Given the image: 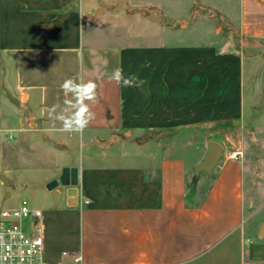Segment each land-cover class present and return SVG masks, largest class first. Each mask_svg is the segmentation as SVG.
I'll return each mask as SVG.
<instances>
[{"label":"crops","instance_id":"obj_1","mask_svg":"<svg viewBox=\"0 0 264 264\" xmlns=\"http://www.w3.org/2000/svg\"><path fill=\"white\" fill-rule=\"evenodd\" d=\"M102 1L0 0V188L40 195L43 259L264 264L245 161L227 157L242 148L218 126L240 111L235 57L211 40L123 43ZM238 2L241 33L264 38V0ZM117 68L131 86L111 78ZM67 79L97 85L82 132L54 119L74 102ZM210 142L223 154L195 174Z\"/></svg>","mask_w":264,"mask_h":264},{"label":"rangeland","instance_id":"obj_2","mask_svg":"<svg viewBox=\"0 0 264 264\" xmlns=\"http://www.w3.org/2000/svg\"><path fill=\"white\" fill-rule=\"evenodd\" d=\"M99 3L98 12L105 9L106 20L122 27L123 43H203L211 40L218 43L219 53L235 57V72L241 80L240 111L234 121L221 122L218 126L222 130L229 128L234 142L238 141L243 150L245 186L254 193L255 199L254 208L248 212L256 214L253 220L257 223L264 220V209L259 210L264 203V38L241 33L238 0H106ZM157 27L159 31L150 33L151 28ZM167 27L174 29L173 35ZM130 29L132 32H127ZM163 135L170 136L169 132ZM228 149L231 148L227 146L225 150ZM34 172L31 177L36 179L40 174ZM29 188L22 185L1 187L0 210L18 207L22 201L39 209L36 203L40 195L36 193L30 199Z\"/></svg>","mask_w":264,"mask_h":264},{"label":"built area","instance_id":"obj_3","mask_svg":"<svg viewBox=\"0 0 264 264\" xmlns=\"http://www.w3.org/2000/svg\"><path fill=\"white\" fill-rule=\"evenodd\" d=\"M227 157L240 159L243 151L232 149ZM40 219L41 210L30 207L27 201L0 210V264H49L42 257ZM72 264H81V257L74 256Z\"/></svg>","mask_w":264,"mask_h":264},{"label":"clouds","instance_id":"obj_4","mask_svg":"<svg viewBox=\"0 0 264 264\" xmlns=\"http://www.w3.org/2000/svg\"><path fill=\"white\" fill-rule=\"evenodd\" d=\"M112 79L118 84L123 83L125 87L131 86L133 78H125L123 70L117 68L113 71ZM96 87L97 85L91 81L88 83H77L74 79H67L61 85L62 90L67 95L72 94L73 100H66L68 106L63 112L54 116V119L60 120L63 123V131L66 132H82L84 128L94 119V113L89 109L85 101L96 102ZM74 109V111H72ZM55 106L50 110V115L55 113Z\"/></svg>","mask_w":264,"mask_h":264},{"label":"water","instance_id":"obj_5","mask_svg":"<svg viewBox=\"0 0 264 264\" xmlns=\"http://www.w3.org/2000/svg\"><path fill=\"white\" fill-rule=\"evenodd\" d=\"M223 154L222 147L216 142H210L207 145L206 154L201 163L195 167V174L200 172L210 173L217 165ZM264 236V222L260 225L257 237L261 239Z\"/></svg>","mask_w":264,"mask_h":264}]
</instances>
